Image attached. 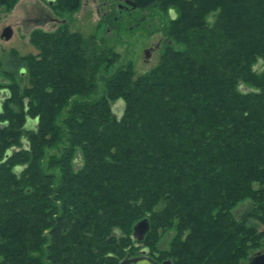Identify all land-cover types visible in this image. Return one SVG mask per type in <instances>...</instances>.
<instances>
[{"label":"trees","instance_id":"trees-1","mask_svg":"<svg viewBox=\"0 0 264 264\" xmlns=\"http://www.w3.org/2000/svg\"><path fill=\"white\" fill-rule=\"evenodd\" d=\"M156 4L170 15L164 49L137 77L67 22L34 31L37 54L11 52L0 264H120L142 250L171 264H249L263 248L264 0Z\"/></svg>","mask_w":264,"mask_h":264},{"label":"rangeland","instance_id":"rangeland-1","mask_svg":"<svg viewBox=\"0 0 264 264\" xmlns=\"http://www.w3.org/2000/svg\"><path fill=\"white\" fill-rule=\"evenodd\" d=\"M112 1L82 0L80 7L75 10L62 9L55 3L51 4L49 0H18L9 10L0 7V35L4 27L10 25L13 28V36L10 40L6 41L0 37V83H10L13 80V77L9 76L11 52L15 50L19 55L37 54L38 48L32 38L34 31L52 32L58 29L60 24L49 19L47 14L64 19L71 31L81 33L85 39L91 38L99 49L112 48L119 54L117 65L130 61L136 77L149 71L160 61L170 23L169 12L154 4L139 10L136 18L132 19L124 14L123 17L119 16L117 22H114L113 15L109 23L104 20V16L105 13L115 14L116 7L115 4H111ZM160 39L163 40L160 50L152 52L150 58L146 57V49ZM21 77L17 78V81L26 84L28 82L26 74ZM6 95L7 90L4 87L1 88L0 106ZM121 109L118 107L117 112ZM28 127H34V125L30 124ZM259 228L261 229V225ZM173 235L174 231L171 230L163 233L159 247L167 249ZM262 250L264 246L260 251Z\"/></svg>","mask_w":264,"mask_h":264},{"label":"water","instance_id":"water-1","mask_svg":"<svg viewBox=\"0 0 264 264\" xmlns=\"http://www.w3.org/2000/svg\"><path fill=\"white\" fill-rule=\"evenodd\" d=\"M129 5L133 8H147L150 7L158 2V0H126ZM52 4L53 0H49ZM51 20L61 24L65 23L64 19H60L58 17L52 16ZM13 36V28L12 26L4 27L2 34L0 35L1 39L3 40H10ZM156 46L153 45L150 49H146V57L150 56V52L155 50ZM25 72V71H23ZM150 230V221L148 216L144 217L143 219L139 220L133 227L132 237L137 241H143L146 237L148 231ZM120 264H171L170 260H165L163 262H158L154 258H152L147 250H142L141 254L136 257H127L123 259ZM249 264H264V252L258 251L256 252L250 259Z\"/></svg>","mask_w":264,"mask_h":264},{"label":"flooded vegetation","instance_id":"flooded-vegetation-1","mask_svg":"<svg viewBox=\"0 0 264 264\" xmlns=\"http://www.w3.org/2000/svg\"><path fill=\"white\" fill-rule=\"evenodd\" d=\"M111 4H115V7H116V11H115V14H113L112 12L111 13H105V16H104V20H106L107 22H109V23H111L110 21H111V18H112V16L114 17V18H112L113 19V21L114 22H117V20L119 19V16L120 17H123L124 16V14L126 15V16H128V17H131L132 19H133V17L134 18H136V13H138V11L139 10H141V9H139V8H133L131 5H129L128 3H127V1L126 0H113L112 2H111ZM144 9V8H143ZM125 11V12H124ZM118 13V14H117ZM49 19H51V17H52V15H49V14H47L46 15ZM55 17H57V16H55ZM138 21V20H137ZM56 23V22H55ZM162 41L163 40H159L157 43H153V44H151V46H150V48L153 46V45H155L156 46V49L155 50H152V51H149L150 52V56L148 57V58H150L151 56H152V52H154V51H157V50H160V48L162 47ZM149 48V49H150ZM263 252H264V250H262Z\"/></svg>","mask_w":264,"mask_h":264}]
</instances>
